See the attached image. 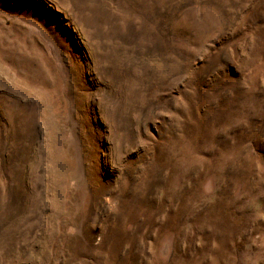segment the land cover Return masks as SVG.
Instances as JSON below:
<instances>
[{
    "label": "rangeland",
    "instance_id": "374dc122",
    "mask_svg": "<svg viewBox=\"0 0 264 264\" xmlns=\"http://www.w3.org/2000/svg\"><path fill=\"white\" fill-rule=\"evenodd\" d=\"M0 264H264V0H0Z\"/></svg>",
    "mask_w": 264,
    "mask_h": 264
}]
</instances>
